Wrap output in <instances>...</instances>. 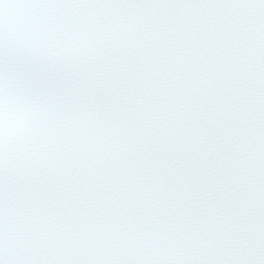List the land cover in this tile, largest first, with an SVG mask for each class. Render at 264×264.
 <instances>
[{
  "label": "snow or ice",
  "instance_id": "1",
  "mask_svg": "<svg viewBox=\"0 0 264 264\" xmlns=\"http://www.w3.org/2000/svg\"><path fill=\"white\" fill-rule=\"evenodd\" d=\"M0 264H264V0H0Z\"/></svg>",
  "mask_w": 264,
  "mask_h": 264
}]
</instances>
